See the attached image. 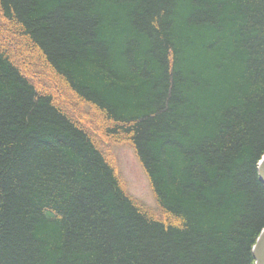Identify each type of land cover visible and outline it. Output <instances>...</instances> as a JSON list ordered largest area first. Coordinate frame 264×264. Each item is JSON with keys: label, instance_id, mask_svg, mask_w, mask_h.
<instances>
[{"label": "trees", "instance_id": "obj_1", "mask_svg": "<svg viewBox=\"0 0 264 264\" xmlns=\"http://www.w3.org/2000/svg\"><path fill=\"white\" fill-rule=\"evenodd\" d=\"M1 38L0 264H256L264 0H0Z\"/></svg>", "mask_w": 264, "mask_h": 264}, {"label": "rangeland", "instance_id": "obj_2", "mask_svg": "<svg viewBox=\"0 0 264 264\" xmlns=\"http://www.w3.org/2000/svg\"><path fill=\"white\" fill-rule=\"evenodd\" d=\"M3 41V38L0 39ZM14 45H17V41H13ZM13 47V46H12ZM38 80V79H37ZM48 84V82L46 83ZM50 85V84H48ZM50 91H54L57 88L56 84L51 82L48 86ZM55 93V92H54ZM71 105L77 110L79 107L76 103L72 102L71 96H67ZM86 115L90 117H97L96 114H88L89 110L86 108ZM102 132L105 129H100ZM106 154L110 158L111 163L114 165L117 173L121 179L122 185L126 192L136 201L140 202L144 207L150 208L151 210H157V202L153 194L151 184L148 176L146 175L141 163L139 162L134 149L126 143L122 144H109L105 147Z\"/></svg>", "mask_w": 264, "mask_h": 264}, {"label": "water", "instance_id": "obj_3", "mask_svg": "<svg viewBox=\"0 0 264 264\" xmlns=\"http://www.w3.org/2000/svg\"><path fill=\"white\" fill-rule=\"evenodd\" d=\"M258 169H259L260 179L264 183V157L259 162ZM253 255L256 264H264V229L254 246Z\"/></svg>", "mask_w": 264, "mask_h": 264}]
</instances>
